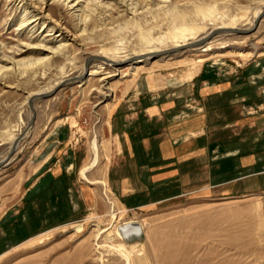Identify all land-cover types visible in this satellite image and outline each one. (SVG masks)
I'll list each match as a JSON object with an SVG mask.
<instances>
[{
  "label": "rangeland",
  "instance_id": "obj_1",
  "mask_svg": "<svg viewBox=\"0 0 264 264\" xmlns=\"http://www.w3.org/2000/svg\"><path fill=\"white\" fill-rule=\"evenodd\" d=\"M110 1L113 9L104 15L95 9L77 20L64 0H0V55L19 60L15 66L2 64L9 69L0 80V161L23 132L0 166V212L6 210L0 217V264H264V187L259 190L256 179L249 180L250 188L236 187L229 194L208 187L202 194L188 189L168 196L162 189L156 199L129 206L109 174L115 167L120 174L130 171L132 162L115 157L116 134L124 125L118 117L114 129L118 113L112 112L118 107L123 115L125 106L145 103L150 87L198 110L202 86L229 82L237 95L211 102L208 97L206 106L221 122L240 116L252 124L219 130L215 142L229 138L252 152L264 147V126H257L264 122V15L253 23L264 0H148L135 16L121 13L117 1ZM33 15L38 20L31 25L38 24L32 36H43L50 31L42 29L51 26L54 36L63 39L47 43L22 32L25 27L17 29ZM220 24L249 32H220L203 46L148 54L141 62L121 61L153 46H171L176 28H193L198 38ZM39 43L66 45L39 60L51 54L24 48ZM90 55L119 62L92 61L89 69L103 65L100 72L34 101L28 127V95L82 75ZM106 73L114 75L99 80ZM229 100L239 108H227ZM140 133L136 140L145 131ZM92 139L98 144L97 164L83 178L79 171L91 159ZM55 167L61 169L58 177L52 175ZM209 181L204 178V185ZM131 221L140 224L139 235L119 238L115 228Z\"/></svg>",
  "mask_w": 264,
  "mask_h": 264
},
{
  "label": "crops",
  "instance_id": "obj_2",
  "mask_svg": "<svg viewBox=\"0 0 264 264\" xmlns=\"http://www.w3.org/2000/svg\"><path fill=\"white\" fill-rule=\"evenodd\" d=\"M229 85V82L220 81L202 86L199 95L203 103L198 110L186 109L182 100L171 99L156 91V87L147 89L150 95H145L148 96L145 101L142 99L145 103L125 106V114L121 115L122 110L118 107L113 110L111 116L118 113L114 116V129H117L118 117L124 125L116 134L115 157L118 160L126 156L132 162H128L130 171L120 174L115 167L109 174L117 193L129 206L143 205L150 197L156 199V192L162 189L168 196L188 189L202 194L208 187L229 194L236 187H249L251 178L262 185L259 189L262 190L264 147L252 152L245 150L244 146H235L229 138L226 143L215 142L219 130L250 127L252 124L249 118L240 116L238 120L221 122L214 118L215 111L206 106L208 97L211 102L215 99L213 97L237 95ZM225 106L233 110L239 108L235 100H229ZM217 107L220 105L214 106ZM257 126H264V122ZM142 130L145 134L136 140L134 135H142ZM139 157L145 160L138 161ZM60 174L59 167L52 170L53 176ZM207 176L210 178L208 186L204 185ZM136 198L140 201L133 204L131 201ZM3 214H6L5 209L0 212V217Z\"/></svg>",
  "mask_w": 264,
  "mask_h": 264
},
{
  "label": "bare ground",
  "instance_id": "obj_3",
  "mask_svg": "<svg viewBox=\"0 0 264 264\" xmlns=\"http://www.w3.org/2000/svg\"><path fill=\"white\" fill-rule=\"evenodd\" d=\"M23 1L24 0H18V3L23 2ZM64 1H66V5H67L68 9L72 10V13L76 17L77 20H81L82 16L89 14L90 12H92L95 9L100 10L101 13L104 15V13L106 12L105 10L112 8L111 7L112 2L110 0H85L86 1L85 5H82V3H81L84 0H64ZM102 1H104V2L102 3ZM114 1H117L121 13H127V14L129 13L131 16H135L138 13H141L143 11V9H145V6L149 3L150 0L149 1L148 0H141V1L140 0H114ZM159 1L166 2L168 0H159ZM150 3H151V1H150ZM89 5H91V7ZM93 6H95V7H93ZM139 10H141V11H139ZM263 12H264V3H262V5H260L258 8L256 7V10H255L256 16L254 15L255 18L253 20V23L257 19V17L260 15V13H263ZM84 13H86V14L84 15ZM36 20H38V17H35V15L29 16V18H25L24 20H21L17 29H23L25 27L24 31H22V32L27 31V32L31 33L30 36H32L36 32V24H38V22L33 24V25H31V24L36 22ZM176 29L177 30L175 31V33L173 35L174 41H173V44L171 46H169V47H164L162 45L161 46L160 45L153 46V47H151V49H148L144 52H141L138 54H132L129 56H124L121 59V61L126 60V59H128L129 61H132L133 58H134V60H138L140 58L147 57L148 54H152V53L165 52V53L169 54V53H174L176 51H180V50L185 49V48L191 49L192 47H198L199 46V45L194 44L196 41L202 40V39H204L206 37H210V36H211L210 38H212L214 35L217 34L215 32H217L218 29H221L222 31H220V32H222V33H235L234 30L239 29V28H237L235 26H226V25L222 26L220 24V25H217L215 28L210 29L208 32H206L204 35H202L201 37H198V38H195V37L193 38V36H195V31H196L193 28L185 29V28L180 27V28H176ZM52 30L53 29L51 28V26L47 30H45V28H43L42 32L43 31H50V32L45 33L43 36L40 33H38L32 37L33 38H41L44 42H47V43L52 42V41H61L63 38H61L60 40L57 39L61 34L57 33L54 36V33H52ZM186 31L188 32V34H186ZM220 32H218V33H220ZM187 36H188V38H187ZM191 38H193L194 40L192 42L188 41ZM65 45L66 44L60 43V44L53 47V46H49L47 44L39 43V44H31V45L27 44V45H24V48H25V50L33 49V50H38V51H45L48 54H51V56H44V57L38 58L39 60H42L46 57H48V58L52 57L56 51H58L59 49H61ZM201 49L203 51H206V50H208V47L201 48ZM144 59H146V58H144ZM117 60L110 57V56H106L103 59V63H106L109 66L115 65L117 62H119ZM138 61L141 62L140 60H138ZM142 61H144V60H142ZM18 62H19V60H13L7 54L2 53L0 55V80L4 79V75H3L4 70L9 69V68H5L2 64L11 63L13 66H15L16 63H18ZM102 68H103V65H99V66H95V67L93 66L92 68L89 69L88 74H85V75H92L93 73L100 72ZM85 71H86V66L84 67L82 75L77 76L75 78L77 80H80L81 78H83L82 76L84 75ZM113 75H114L113 73H106V74L102 75V77H100L99 80H101L102 82H105L110 77H112ZM64 80L54 84L49 90H46V92H49V91L55 89V87L60 85V83H62ZM40 93H45V92L38 91V92L30 93L27 97V103H28V100L33 95H37ZM19 138H20V136H16L14 138V140L12 141V147L15 144L17 146ZM89 151L91 154V159H90L89 163L87 165H85L80 170V174L83 178L86 177V173L89 172L97 164L99 150H98L97 141L95 139L91 140V142L89 144ZM140 231H141L140 230V224L138 222H133V221L125 223L124 226H120L118 228L117 227L115 228V233L119 238H121V237L122 238H128V237H130V235L138 236ZM98 233H100V232L99 231L97 232L96 237H97ZM101 246L105 247V245H101ZM117 246H118L119 250H123V248H124V244L121 242L118 243Z\"/></svg>",
  "mask_w": 264,
  "mask_h": 264
},
{
  "label": "water",
  "instance_id": "obj_4",
  "mask_svg": "<svg viewBox=\"0 0 264 264\" xmlns=\"http://www.w3.org/2000/svg\"><path fill=\"white\" fill-rule=\"evenodd\" d=\"M264 15V12L263 13H260V15L257 17V19L254 21V24L256 25L258 23V21L260 20V18ZM222 31L221 29H218L217 32L215 33H218ZM235 33H248L249 31L248 30H244V29H236L234 30ZM211 37V36H210ZM210 37H206L202 40H199V41H196L194 44L196 45H203L204 43H206ZM172 50V49H171ZM103 58L102 56H98V55H90L86 58L85 60V66H86V71L84 73L85 74H88V69L90 67V64L92 63V61H102ZM77 80L75 77H70V78H67L65 79L62 83H60V85H58L57 87H55V89L49 91V92H45V93H40V94H37V95H33L29 100H28V106L30 108V119L28 121V127L32 124L33 120H34V117H35V109H34V101L38 100V99H44V98H48L50 96H52L58 89H60L62 86H64L66 83H69L71 81H75ZM27 128V127H26ZM23 133H20V138L22 137ZM16 144L12 147L11 151L9 152V154L7 155V157L3 160L0 161V166H3L6 162V160H8L11 155L14 153L15 149H16Z\"/></svg>",
  "mask_w": 264,
  "mask_h": 264
}]
</instances>
